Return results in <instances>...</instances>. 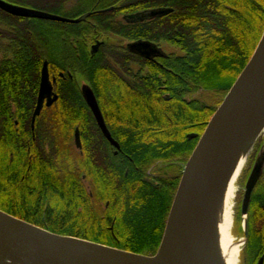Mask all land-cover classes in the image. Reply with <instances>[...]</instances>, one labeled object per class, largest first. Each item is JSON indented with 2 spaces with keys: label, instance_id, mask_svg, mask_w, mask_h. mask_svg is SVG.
Returning <instances> with one entry per match:
<instances>
[{
  "label": "trees",
  "instance_id": "trees-1",
  "mask_svg": "<svg viewBox=\"0 0 264 264\" xmlns=\"http://www.w3.org/2000/svg\"><path fill=\"white\" fill-rule=\"evenodd\" d=\"M6 1L65 16L78 15L96 2L120 3L99 14L101 24L123 13L117 33L176 47L154 77L138 81L131 102H108V92L113 94L104 85L107 78L99 59L72 49H79L80 24L0 9V209L53 233L153 255L181 176L179 162L191 153L252 55L264 29V0ZM161 7L171 11L128 18ZM60 40L68 52L62 57L92 87L105 89L106 101L100 106L120 153L111 152L69 77L57 81L58 102L45 106L31 128L42 61L59 53ZM199 89L223 96L209 105L192 96ZM191 133L198 136L188 138ZM157 161L166 165L148 172ZM257 202L252 194L247 221L261 208ZM255 229L253 223L249 241L258 256L264 254V245L253 249Z\"/></svg>",
  "mask_w": 264,
  "mask_h": 264
},
{
  "label": "water",
  "instance_id": "water-1",
  "mask_svg": "<svg viewBox=\"0 0 264 264\" xmlns=\"http://www.w3.org/2000/svg\"><path fill=\"white\" fill-rule=\"evenodd\" d=\"M0 9L16 16L65 22H77L88 15L68 19L6 0H0ZM169 11L168 8H157L148 13L132 14L128 18L140 19L146 14L156 17ZM130 45L133 51L141 54L146 46L154 47L147 41H137ZM82 92L102 134L112 145L118 147L105 125L93 92L87 85L82 86ZM50 94L51 84L44 63L37 102L31 116L32 129L44 106V98H49L46 106L56 99L55 95L50 98ZM263 126L264 29L252 55L223 96L183 165L161 241L153 255L132 253L75 236L53 233L0 209V264H214L207 239L206 208L203 206L199 190L204 186L205 175L235 144H240L243 149L246 146L253 149L261 130H264ZM194 137H197V134H188V138ZM74 140L75 144L79 145L77 131ZM263 169L264 142L254 156L243 188L240 212L244 219L245 239L251 194ZM182 219L183 237L180 241V252L175 256L171 247ZM262 260L260 258L257 264H262Z\"/></svg>",
  "mask_w": 264,
  "mask_h": 264
},
{
  "label": "flooded vegetation",
  "instance_id": "flooded-vegetation-1",
  "mask_svg": "<svg viewBox=\"0 0 264 264\" xmlns=\"http://www.w3.org/2000/svg\"><path fill=\"white\" fill-rule=\"evenodd\" d=\"M64 4L69 5V3L66 1H64ZM107 4L108 5H102L100 2H96L93 6L89 7L84 11H81L78 15L75 16H65L60 13H53L49 11H45V12L68 19H78L81 16L88 14L84 19H81L77 22H65V21L51 20V19H47V20L54 22H62V23L80 24L77 27V31H79L80 34H82L80 35L79 49L77 48V45H75L74 48L72 49L73 50L76 49L78 51L77 54L75 52L76 55L85 54L86 57L91 58V60L93 58L99 59V64L101 63L99 68L103 70L104 72L103 76L107 78V80L105 81L107 83L106 84L103 83V84L107 89L111 90V93L113 94L112 96L110 92H108V94L110 95L108 102H113L114 100L117 101V103L122 102V104H125L127 103V101L131 102L130 97L132 96L131 94L138 89L137 86L138 81H140L141 79L154 77L155 74L159 71V69L163 68L162 60L168 58L170 52L176 53L177 49L173 44L168 43L166 41H153L143 38H129L125 34L117 33L116 23L123 24L122 22L118 21L120 18L125 16V14L123 13H119L114 18H110V19L107 18L105 22L101 24L100 22L102 21L101 18H99L100 16L99 14L104 13L105 11H111L114 7H116L114 5H119L120 3L117 4L107 3ZM161 8H168L171 11L170 7H161ZM106 26L110 27L112 31L104 28ZM128 26L129 25H125V27ZM118 29L120 30L122 28L119 27ZM137 41L150 42L151 44L154 45V47L151 48L149 46L148 47L146 46L147 48L145 47V49L143 50L144 51L143 54L135 52L131 49L130 44L135 43ZM62 43L63 42H61L60 45H58L60 48V50H58L59 53L56 52L54 55L53 54L46 55V58L42 61V66L40 69V78H41V70L43 64L46 63L48 78L51 84L50 98H52L54 95L56 96V99L53 100L50 105L54 103L56 104L59 99L60 94L58 92V86L56 85L57 81L60 78L66 79L67 77H69V79L72 80V82L75 84L76 88L80 92L83 102L90 110L82 92V86L87 85L93 92V95L95 96L101 115L103 117V120L111 137L115 140L114 135L111 133L109 127L107 126L105 120L106 117L104 116L103 109L100 106L101 103L106 101L104 94L105 89L103 87H100L98 84L92 87L89 84L86 76L82 74L81 70L78 69L77 66H72L70 64L69 58L67 59V56L62 57L63 55H66L67 52L66 47H63ZM165 46H171L172 48H175V50L173 49L169 51L167 48H165ZM0 54L3 56V50H0ZM155 65H159L160 68L156 67ZM39 84H40V80H39ZM38 91H39V85H38ZM38 91L36 95L35 105L37 102ZM126 95H129V99L126 98ZM164 97L169 99L168 94H165ZM48 99L49 98L47 96L44 98L43 108L46 106V102ZM91 114L101 137H103L105 141L109 143V148L111 149V152L114 155L120 153L121 146L119 142L115 140L118 144V147L112 145L102 134L92 112ZM259 147L260 145L258 146L257 150L259 149ZM252 194L256 196V199L258 201L257 204L261 207L260 209H257V211H255V214L253 216L254 228H256L255 230L257 235L256 237L257 247L258 249H260L261 247L263 248L264 245V169L261 174V177L254 186ZM260 258L263 259L262 264H264V254L258 255L256 264Z\"/></svg>",
  "mask_w": 264,
  "mask_h": 264
},
{
  "label": "bare ground",
  "instance_id": "bare-ground-1",
  "mask_svg": "<svg viewBox=\"0 0 264 264\" xmlns=\"http://www.w3.org/2000/svg\"><path fill=\"white\" fill-rule=\"evenodd\" d=\"M264 127V126H263ZM262 132V130H261ZM252 148L235 144L215 167L205 175L204 186L199 190L203 206L206 208V231L209 251L214 264H238L242 239L235 241L231 229L236 182ZM181 220L172 243L175 256L180 252L183 237Z\"/></svg>",
  "mask_w": 264,
  "mask_h": 264
},
{
  "label": "rangeland",
  "instance_id": "rangeland-1",
  "mask_svg": "<svg viewBox=\"0 0 264 264\" xmlns=\"http://www.w3.org/2000/svg\"><path fill=\"white\" fill-rule=\"evenodd\" d=\"M165 48H167L169 51L173 50V49L175 50V48H172L171 46H165ZM192 96L194 98H198L199 100L203 101L206 104L214 105L215 103H217L219 101V99L222 98L223 95L219 94V93L216 94L215 92H213L211 90L199 89V90L195 91L192 94ZM197 136H198V134H197ZM194 138H196V137H194ZM263 142H264V130L261 132V134L257 138L255 145H254V148L252 149V151H251L240 175L238 176V180L236 182V193H235L234 207H233V212H234L233 217L234 218H233V225H232L231 233H232L235 241H237L238 239L243 240V242L241 243V246H240L238 264H256L257 257H258V256H256L255 251L252 250L251 242L249 241L250 240V234L249 233L251 232V226H253V220L251 219L250 221H247L248 216H249V214H247L246 221H247L248 233H247V238L245 239L244 233H243V220L244 219L241 216L240 209H241V200H242L243 188H244V184H245L248 172H249L250 167L252 165V162L254 160V156H255V153L257 152V148L259 145L261 146L263 144ZM190 154L188 156H186L184 160L179 162V166H181L182 169H183L184 163L187 161ZM165 165L166 164L164 162L163 163L162 162H156L154 165H152L148 168V172L156 171L157 168L163 167ZM181 173H182V171H181ZM116 185H118V187L121 189L123 188L122 183L116 182ZM255 246L257 247V242L255 243L253 241V249L255 248Z\"/></svg>",
  "mask_w": 264,
  "mask_h": 264
}]
</instances>
